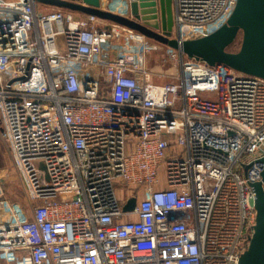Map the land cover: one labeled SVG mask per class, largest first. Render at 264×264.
I'll use <instances>...</instances> for the list:
<instances>
[{
    "label": "built area",
    "instance_id": "2783aa9c",
    "mask_svg": "<svg viewBox=\"0 0 264 264\" xmlns=\"http://www.w3.org/2000/svg\"><path fill=\"white\" fill-rule=\"evenodd\" d=\"M71 1V0H61ZM136 0H101L129 16ZM237 0H172V38L207 37ZM37 0H0V264H240L264 172V79ZM135 200L132 210L125 206Z\"/></svg>",
    "mask_w": 264,
    "mask_h": 264
},
{
    "label": "water",
    "instance_id": "95a60500",
    "mask_svg": "<svg viewBox=\"0 0 264 264\" xmlns=\"http://www.w3.org/2000/svg\"><path fill=\"white\" fill-rule=\"evenodd\" d=\"M54 8L94 16L134 30L143 36L180 51L190 59L213 66L223 64L232 69L264 79V0H237L228 22L211 35L179 42L172 38V0H136L130 4L129 16L100 9L101 0H37ZM241 37L237 52L230 47ZM264 163V159L262 160ZM262 183L253 185L257 218L254 234L240 264H264V172ZM135 200L125 206L133 209Z\"/></svg>",
    "mask_w": 264,
    "mask_h": 264
},
{
    "label": "rangeland",
    "instance_id": "374dc122",
    "mask_svg": "<svg viewBox=\"0 0 264 264\" xmlns=\"http://www.w3.org/2000/svg\"><path fill=\"white\" fill-rule=\"evenodd\" d=\"M240 46L241 37L234 42L229 50L237 52ZM147 69L153 73V83L163 85L175 80V76L179 71V64L172 57L171 48L155 42V47L150 52L147 60ZM0 169L5 170L7 175L4 183L6 197L12 201L24 203V191L21 180L11 167L7 146L3 141H0Z\"/></svg>",
    "mask_w": 264,
    "mask_h": 264
}]
</instances>
